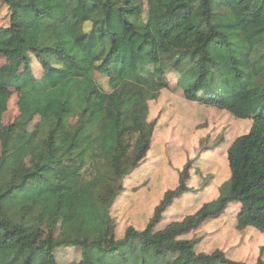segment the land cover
Here are the masks:
<instances>
[{
	"label": "trees",
	"instance_id": "1",
	"mask_svg": "<svg viewBox=\"0 0 264 264\" xmlns=\"http://www.w3.org/2000/svg\"><path fill=\"white\" fill-rule=\"evenodd\" d=\"M3 1L10 25L0 24V54L8 31L28 71L32 58L41 67L22 98L53 102L55 111L32 132L44 155L21 178L14 176L15 158L7 150L15 124L1 136L0 264H59L62 247L81 251L68 264H171L176 253L173 264H264L263 257L250 263L230 258L222 248L198 252L197 240L185 237L233 203L241 205L239 228L264 231V36L251 42L255 33L240 23L252 14L264 29V0ZM170 72L188 100L227 109L250 119L251 127L228 148L231 176L218 196L157 228L173 201L191 190L189 161L147 225H130L118 237L112 206L127 188L125 179L145 163L156 127L149 102L170 87ZM61 126L70 132L64 147L57 140ZM68 160L79 162L75 213L58 234L54 215L43 233L41 214L47 206L60 208L63 190L44 171Z\"/></svg>",
	"mask_w": 264,
	"mask_h": 264
},
{
	"label": "rangeland",
	"instance_id": "2",
	"mask_svg": "<svg viewBox=\"0 0 264 264\" xmlns=\"http://www.w3.org/2000/svg\"><path fill=\"white\" fill-rule=\"evenodd\" d=\"M240 23L243 29L255 33L251 42L264 36L259 16L246 13L241 16ZM0 24L10 25V9L3 0H0ZM90 27L91 24L87 23L86 29ZM1 42L6 52L0 54V159L3 131L9 124H15L7 150L15 158L14 176L21 178L26 169L44 155L43 145L32 141L31 136L40 119L54 113L55 105L53 102L30 104L22 98V88L31 82L33 74L40 76L41 67L32 58L33 72L28 71L22 57L14 51L16 40L10 32L3 35ZM168 76L170 87L162 89L158 97L149 102V119L156 121V127L145 163L125 179L127 188L112 206L118 237L123 236L130 225L139 229L147 225L164 192L177 185L179 171L189 161L191 178L188 184L192 186L191 190L173 201L157 228L194 213L204 202L218 196L220 186L231 176L228 148L237 136L251 127L250 119H239L227 109L188 100L177 84L178 75L170 72ZM97 77L106 89H110L107 78L99 73ZM69 133L67 127L59 128L57 140L60 147L68 145ZM78 166L77 160H68L44 171L53 182L62 184L63 190L60 208L47 206L41 214L43 233L50 228L54 215L58 216L56 234L73 217L76 210L73 188ZM240 208V204L233 203L225 213L206 220L204 225H199L185 237L197 240L198 252L222 248L230 258L249 263L258 257L264 258V231L254 227L239 228L236 216ZM57 251L59 264H68L81 257V251L76 248L62 247ZM179 258V253L171 254V264Z\"/></svg>",
	"mask_w": 264,
	"mask_h": 264
}]
</instances>
